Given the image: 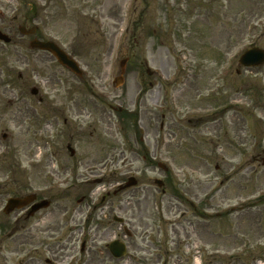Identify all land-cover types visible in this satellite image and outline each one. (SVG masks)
I'll list each match as a JSON object with an SVG mask.
<instances>
[{"label": "rangeland", "instance_id": "374dc122", "mask_svg": "<svg viewBox=\"0 0 264 264\" xmlns=\"http://www.w3.org/2000/svg\"><path fill=\"white\" fill-rule=\"evenodd\" d=\"M2 1L15 5L14 0ZM29 2L34 6L32 9ZM24 3L22 13L44 20V36L57 42L67 53L73 50L83 70V75L78 76L51 62L46 66L48 73H57L63 82L56 78L49 80L42 85L44 92L32 99L35 103L44 97L51 109L57 103L64 106L51 114L58 115L62 130H74L77 138L82 136L84 142L79 143V149L86 156L102 152L101 157H105V145L117 144L113 130L119 135V114L125 134L122 131V135H116L117 146L128 150L132 145L133 150L140 152L142 149L135 139L141 135L137 122L138 126H158L163 118L156 111L161 110L160 104L164 106L161 113L167 116L164 118L167 130L175 131L167 141L165 163L180 182L184 181V172L193 180L195 175L201 179L200 197L204 204L203 217L197 218L189 207L191 238L183 236L178 241L169 230L166 246L169 252L182 253V263H187L190 256L184 252H191L198 260L203 257L202 264H264V166L262 162L249 161V167L241 170L236 167L238 159H230L231 163L225 156L224 130L232 124L231 119H221L224 94L220 91L223 86H232L227 90L232 93L234 85L264 84V65L242 68L240 77L235 73L244 50L253 45L264 49V0H24ZM123 60H126L124 82L116 85V79L122 76ZM223 74L227 83L222 84ZM241 92L239 100H245L246 89ZM159 93L162 99L157 106L154 99ZM138 94H146L148 99L137 115L131 109ZM96 98L107 100L97 102ZM103 102L107 108L108 104L116 108L111 116L115 120L113 124L110 116H104L105 122L100 117ZM248 102L239 105L247 110L254 108L256 119L264 116L263 99L254 93ZM93 105L99 112L96 124L85 119V107L93 108ZM244 118L241 122L247 145L244 159L251 160L252 155L258 156L264 148V134L257 130L264 129V125L255 123L247 113ZM153 145V141L151 145L145 143L152 150ZM195 168L200 169L199 173L194 174ZM154 170L147 172L144 181L154 177L163 179L164 170ZM232 174L238 175L240 183L228 180ZM91 186L96 189L91 199L94 204L100 203L108 188L103 183ZM156 189V202H159L163 188ZM163 198L165 205L167 196ZM152 199L151 196L153 203ZM77 204L73 202L81 218V210L88 207L85 202ZM164 213L166 218L172 214L165 209ZM159 234L157 245L164 250L166 237L162 232ZM109 239L98 238L91 264H121L112 260L102 245ZM199 248L202 251L196 253ZM72 251H65L66 260ZM133 253L130 247L128 255ZM21 257L18 253L16 262Z\"/></svg>", "mask_w": 264, "mask_h": 264}, {"label": "flooded vegetation", "instance_id": "af4514ba", "mask_svg": "<svg viewBox=\"0 0 264 264\" xmlns=\"http://www.w3.org/2000/svg\"><path fill=\"white\" fill-rule=\"evenodd\" d=\"M14 2L15 5L5 4L0 0V264H91L95 259L92 257L93 247L98 238L103 236L110 238L102 244L107 248L110 258L121 264H177L178 261L179 264H202V256L200 261L191 252L185 253L183 250L185 255L190 256L186 258L187 263H182L184 255H174L166 247L169 245L170 229L178 241L183 236L191 238L192 228L187 221L189 207L197 218L199 215L203 217L201 179L195 175L193 180L183 171L184 181L180 182L173 169L164 166L161 180L164 181L161 190L163 196L159 202H156L155 192L156 188L160 189L159 178L144 181L148 171H155L160 167V162L168 160L167 141L171 140L175 132L167 130L164 119L167 116L161 113L164 106L159 105L161 93L154 99L161 109L156 111L163 118L160 124L149 128L142 124L138 126L137 122L141 135L135 139L142 149L140 152L133 150L132 145H129L128 150L117 146L119 140L113 130L117 144L111 142L105 145V157H101L102 152L86 156L79 149V143L84 142L82 136L77 138L74 130H62L58 115L51 114L53 110L59 111L64 106L57 103L51 109L44 97L33 102V96L44 92L43 84H48L54 78L61 82L63 80L57 73H48L46 68L51 62L58 63L57 58L31 45L34 40H52L44 36L45 21L24 15L21 11L25 7L24 0ZM28 5L31 9L34 7L30 2ZM10 14L12 18L8 16ZM20 18L21 21H17ZM68 54L78 61L73 50ZM238 67L235 73L240 77L243 74L241 69L247 67ZM226 80L223 74L220 81L223 84L227 83ZM234 86L235 93L233 90L232 93L227 92L232 86L220 88L224 94L221 119H231L232 124L224 130L223 152L229 160L238 159V169L248 168L249 161L252 164L259 161L264 166V148L258 156L252 155L251 160L244 159L247 145L246 137H243L244 126L241 124L245 121L246 113L259 125H264V116L256 119L254 108L247 110L239 105V102L250 103L254 93L264 101V84ZM245 89V100H239L241 91ZM35 91L37 94H34ZM106 98H96V101L101 102ZM147 99L146 94L136 95L132 100L131 112L138 115ZM96 105L93 108L85 107V119L95 124L99 121ZM108 105L109 108L104 102L101 103L104 110L100 117L105 122L104 116H110L111 123L116 108L112 104ZM119 117L118 129L119 135H122L124 129L120 114ZM257 130L264 134V129ZM96 141L99 142L100 137ZM152 141L153 150L145 146V143L151 145ZM136 162H142L143 165H135ZM199 170L195 168L194 174L199 173ZM237 176L232 174L228 180L233 184L240 183ZM131 177L136 178L137 186L120 190ZM100 182L108 189L101 196L100 203L94 204L91 197L96 189L91 184ZM164 196H167L165 205L162 202ZM14 198L19 200L12 204ZM73 202H77V205L86 203L88 208L86 211L81 210V218H78ZM164 209L166 213H172L168 218L165 217ZM171 216L175 217L174 220ZM160 232L166 237L163 240L164 250L157 245ZM119 244L126 246L124 257L116 256ZM130 247L134 251L132 256L128 255ZM70 249L74 251L68 253L66 260L65 251ZM142 251L146 254L143 255ZM199 251L202 249L199 248L196 253ZM18 253L22 257L16 262ZM254 259L257 263V258Z\"/></svg>", "mask_w": 264, "mask_h": 264}, {"label": "water", "instance_id": "95a60500", "mask_svg": "<svg viewBox=\"0 0 264 264\" xmlns=\"http://www.w3.org/2000/svg\"><path fill=\"white\" fill-rule=\"evenodd\" d=\"M34 46H37V47H42V48H45L46 50H51L55 55L56 57L59 58L60 62L63 63L64 65H66L67 67H70V69L79 74H81V70L79 69V67H77L76 63L71 60L65 53L63 50H61L58 46H56L53 42H42V41H35L33 42ZM242 63H245L247 65H254V64H261V63H264V51H262L261 49L259 48H254L252 50H248L246 51L242 58ZM121 65L123 66V74H124V69H125V62H121ZM149 73L150 70H149ZM124 82V77H120L118 79V85L122 84ZM132 184H135V182L131 181V184L129 186H131ZM120 253H119V256H122L124 255V251H125V246L122 245L120 246Z\"/></svg>", "mask_w": 264, "mask_h": 264}]
</instances>
